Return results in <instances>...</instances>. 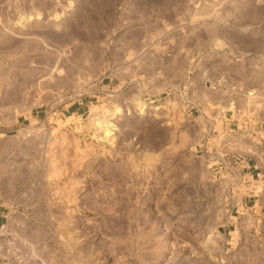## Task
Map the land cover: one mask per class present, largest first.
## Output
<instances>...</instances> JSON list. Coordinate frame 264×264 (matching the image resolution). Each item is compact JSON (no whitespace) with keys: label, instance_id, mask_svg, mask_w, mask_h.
I'll list each match as a JSON object with an SVG mask.
<instances>
[{"label":"rangeland","instance_id":"374dc122","mask_svg":"<svg viewBox=\"0 0 264 264\" xmlns=\"http://www.w3.org/2000/svg\"><path fill=\"white\" fill-rule=\"evenodd\" d=\"M257 53L264 0H0L5 264H264V222L163 107Z\"/></svg>","mask_w":264,"mask_h":264},{"label":"crops","instance_id":"0c3cea01","mask_svg":"<svg viewBox=\"0 0 264 264\" xmlns=\"http://www.w3.org/2000/svg\"><path fill=\"white\" fill-rule=\"evenodd\" d=\"M242 57L238 68L221 73L217 64L191 67L186 80L169 90L163 107L190 121L181 124L182 133L210 154L217 180L228 190L230 213L264 222V54ZM86 106L78 102L72 115ZM4 218L0 214V226ZM3 259L0 255V264Z\"/></svg>","mask_w":264,"mask_h":264}]
</instances>
